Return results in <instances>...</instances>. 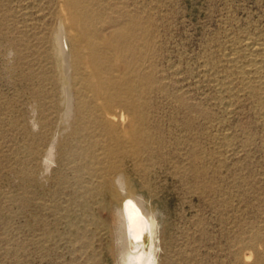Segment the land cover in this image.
Listing matches in <instances>:
<instances>
[{
    "label": "rangeland",
    "instance_id": "374dc122",
    "mask_svg": "<svg viewBox=\"0 0 264 264\" xmlns=\"http://www.w3.org/2000/svg\"><path fill=\"white\" fill-rule=\"evenodd\" d=\"M92 3L109 20L150 21L148 61L136 72L155 146L143 149L134 165L123 159L122 171L130 191L158 217V264H264V243L257 241L264 237V117L258 112L264 105L256 94L239 91L224 56L230 41L264 34V0ZM59 19V0H0V264H117L116 205L94 192L77 136L60 141L70 150L57 149L62 158L57 155L44 177L52 178L41 175L46 142L34 138L39 125L33 121L45 112L39 88H51L57 105L61 98ZM137 43L143 49V39ZM144 72L149 89L141 83ZM222 78H230L237 95L218 89ZM26 167L37 170L26 178ZM243 255L250 257L245 263Z\"/></svg>",
    "mask_w": 264,
    "mask_h": 264
},
{
    "label": "bare ground",
    "instance_id": "6f19581e",
    "mask_svg": "<svg viewBox=\"0 0 264 264\" xmlns=\"http://www.w3.org/2000/svg\"><path fill=\"white\" fill-rule=\"evenodd\" d=\"M59 8L63 20L60 21L59 19L60 26L56 30L55 40H53L57 48V67L60 69L59 76H57L61 80L59 83L61 98L57 105L54 102L53 94L50 93L51 88L49 91L46 87V93L42 88H37L36 96L38 101L42 102L44 108L40 107V109H43L45 112L42 117L33 119L34 124L39 125V133H36L37 137L36 135L33 137L37 141L46 142L45 145L43 144L45 148L42 152L44 153H41L42 157L40 156L41 165L37 163L41 166V169L39 168L41 175L43 178L46 177L52 165L60 160L57 156H61L57 154L58 148L64 151L65 149H69L68 145V148H66L60 141L66 139L69 134L77 136V141L80 144L76 149L80 151L78 153L81 154L84 162H86L81 164H84V168L87 167L85 169H89L88 175L95 178L93 181H96V184L93 182L95 184L94 192L107 194L116 205V227L113 232L118 250L117 264H158L160 250L158 217L146 207L142 195H135L130 191L123 175L124 172L122 171L123 159L127 158V160H131V164H133L132 161L136 164L143 149L152 148V145L155 146L151 140L152 130L147 126L148 115L145 114L143 106L137 97V89L139 87L137 79L139 76L136 71L138 67H142L148 61V54L144 48L150 45V21L147 18L139 19L137 16L135 18L132 17L127 22H120L115 20L116 18L109 20L104 11L98 9L95 4H91V0H59ZM98 22H102L99 29L95 27V24ZM108 28H112L109 33H102L103 30ZM68 36H71V41ZM141 38L144 41V46L143 49L137 50V42ZM230 42L229 46L227 45V51L224 53V56L229 67L232 69L231 71L235 76L233 77L240 83L239 91L245 92L246 95L247 93L256 94L262 105H264V34L256 37H244ZM47 79L51 82L50 77H47ZM140 79L144 87L149 89L150 76L148 72H144ZM229 79L222 78L218 80V89L233 97V95H237L233 94L235 93L234 90L237 89H233L235 84L233 83L234 85L232 86ZM146 89H143V91L146 92ZM54 109L58 112L56 114L58 118L54 119L57 120L55 127L52 125ZM259 111L260 116L264 117V106L260 107ZM34 124L33 126H35ZM47 134H50V137H46ZM177 141L175 142L177 143ZM71 143L66 142V144ZM32 145L34 144L32 143ZM72 145L71 147H73ZM34 146L38 147V145ZM38 149L41 148L39 147ZM80 154L78 155L79 157ZM75 156L77 159V155ZM143 156L145 157V155ZM65 160H68L67 157H65ZM64 161L63 163H65ZM69 161L71 162V160ZM59 167L65 169L63 168V164L61 166L58 165ZM137 167L140 168L139 165ZM22 168L24 169V167ZM31 169L26 167V175L23 174V176H28L26 178H29L37 170V168L34 171ZM22 170L21 172H23ZM78 174L80 175V173ZM49 178L52 177H48L47 180ZM79 178L81 177L79 176ZM65 179L66 177H64ZM57 180L55 181L57 182ZM61 180L64 181L63 178ZM74 180L77 183L78 180ZM65 181L68 180L66 179ZM81 186L78 185L80 190L83 187ZM87 188L90 189L88 186ZM87 191L85 190L82 193ZM257 241L264 243V237H258ZM248 257L247 255H243L242 262H247Z\"/></svg>",
    "mask_w": 264,
    "mask_h": 264
}]
</instances>
